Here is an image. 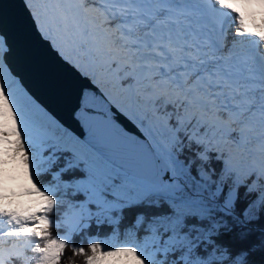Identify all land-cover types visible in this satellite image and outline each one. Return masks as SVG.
<instances>
[{"label": "snow or ice", "instance_id": "6c2138e0", "mask_svg": "<svg viewBox=\"0 0 264 264\" xmlns=\"http://www.w3.org/2000/svg\"><path fill=\"white\" fill-rule=\"evenodd\" d=\"M21 6L36 39L92 91L78 113L87 131L64 127L9 70L17 41L0 15V153L21 157L43 197L33 210L0 204V264H60L69 244L84 264H264V12L257 22L240 11L264 0ZM61 186L124 246L54 237Z\"/></svg>", "mask_w": 264, "mask_h": 264}, {"label": "water", "instance_id": "95a60500", "mask_svg": "<svg viewBox=\"0 0 264 264\" xmlns=\"http://www.w3.org/2000/svg\"><path fill=\"white\" fill-rule=\"evenodd\" d=\"M0 15L17 41V53L7 61L9 70L23 79L30 93L64 127L69 130L82 127L86 132V126L78 123V113L83 103V93L92 91L87 87L90 81L66 71L49 54L50 50L36 39L21 0H0ZM118 123L136 134L135 126L130 121L121 117Z\"/></svg>", "mask_w": 264, "mask_h": 264}, {"label": "trees", "instance_id": "16d2710c", "mask_svg": "<svg viewBox=\"0 0 264 264\" xmlns=\"http://www.w3.org/2000/svg\"><path fill=\"white\" fill-rule=\"evenodd\" d=\"M10 157H17L21 159L18 154L14 155L13 152H11ZM22 161L23 160H21V162ZM213 163H215V161H213ZM40 183H43L48 187H57L56 181L44 180L43 177L40 178ZM57 199L60 203L57 205L54 212L49 214L53 219L51 233L54 237L62 236V234L66 231V228H64L65 217H62V213H65L69 206L74 208L75 205L83 202L82 199H73L70 192L66 194L62 186L57 194ZM59 224L60 228H57V225ZM69 236L71 237L72 243H74L77 247H84L85 249H87L89 242H96L95 238L97 237L100 240H106L108 244H111L114 241L121 242L123 240L122 235L119 238L115 237L108 225L104 224L98 226L95 217L91 220L88 219L82 228L78 227L77 230H73ZM60 264H84V258L81 255H73L72 245L69 244L61 257Z\"/></svg>", "mask_w": 264, "mask_h": 264}, {"label": "rangeland", "instance_id": "374dc122", "mask_svg": "<svg viewBox=\"0 0 264 264\" xmlns=\"http://www.w3.org/2000/svg\"><path fill=\"white\" fill-rule=\"evenodd\" d=\"M109 85H113L114 86L113 89L117 88L119 90V92H121L119 85L115 84V81H113V83H111ZM113 89L111 91H113ZM113 92H114V94L119 96V92H117L115 90ZM0 147H4V146L0 145ZM10 155H11V151H8L6 153H0V174H2V176H4L6 173H11V172L17 173L19 175L17 177H20V182H23V184H20V186L21 187H27L29 190H31V192L37 198V201L34 203V206L36 208L39 207L43 201V197H41L39 195V193H37L35 191V187L33 185V180L30 178V176L28 174L27 167L25 166L23 161L21 162L22 159L17 158V157H10ZM82 203H84V201L79 203V204H82ZM88 210H90L93 213H95L97 211L95 206H89V208L84 209V210H82L78 207L73 208V207L69 206L66 209V212L62 213V217H65L64 228H66V231H65V233L62 234V236H64V235L69 236L73 230L75 231L78 229V227H76V222L80 218V214L82 211H84V213H85V219H84V224H85L88 220V218L86 216V213ZM59 228H60V224H59ZM36 243L42 244V241H36ZM109 245H114L117 247L124 246V244L122 242H117V241H114ZM28 255L31 256L32 253L29 251ZM113 259L114 258H110V261L106 262V264H111Z\"/></svg>", "mask_w": 264, "mask_h": 264}, {"label": "bare ground", "instance_id": "6f19581e", "mask_svg": "<svg viewBox=\"0 0 264 264\" xmlns=\"http://www.w3.org/2000/svg\"><path fill=\"white\" fill-rule=\"evenodd\" d=\"M238 3V1H234ZM256 9L257 12L253 15L256 16L257 22H259L260 13L264 12V9H261L259 6L247 8V11ZM9 180H12L13 183L11 184ZM14 184L20 185L23 182H20V177L17 175L10 173L5 178L0 177V204L8 207L9 209H16V210H33L36 207L34 203L37 201L35 195L31 192L29 193V189L27 187H21L20 191H16L14 188ZM20 196H26L25 199H21Z\"/></svg>", "mask_w": 264, "mask_h": 264}]
</instances>
